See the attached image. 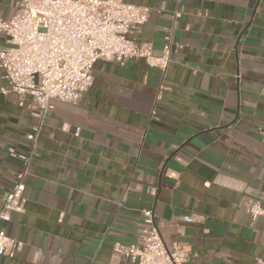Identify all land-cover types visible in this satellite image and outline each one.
<instances>
[{
  "label": "crops",
  "instance_id": "0c3cea01",
  "mask_svg": "<svg viewBox=\"0 0 264 264\" xmlns=\"http://www.w3.org/2000/svg\"><path fill=\"white\" fill-rule=\"evenodd\" d=\"M125 1L149 9L136 41L180 44L164 70L97 60L78 104L52 101L33 150L38 119L0 92V206L22 167L8 149L31 153L23 210L0 219L23 246L0 264H106L144 210L185 264L264 258V219L246 209L264 204V0ZM17 7L0 0V17Z\"/></svg>",
  "mask_w": 264,
  "mask_h": 264
},
{
  "label": "built area",
  "instance_id": "2783aa9c",
  "mask_svg": "<svg viewBox=\"0 0 264 264\" xmlns=\"http://www.w3.org/2000/svg\"><path fill=\"white\" fill-rule=\"evenodd\" d=\"M148 11L146 6L125 0H18L10 19L0 17V69L7 81L0 92H14L17 104L26 106L38 119L27 135L32 150L52 101L78 104L92 85V67L97 60L123 64L142 58L161 70L167 67L171 52L180 48L170 35L159 54L153 52L149 41L131 36L147 21ZM8 153L19 158L22 167L2 195L1 220H9L11 211L23 210L24 179L31 157V153L17 154L13 149ZM246 209L252 221L264 219L260 201H250ZM143 216L146 227L137 242L115 243L106 264H185L186 251L180 246L166 247L153 212L144 210ZM22 246V240L0 231V257L13 258ZM249 264H264V258L254 257Z\"/></svg>",
  "mask_w": 264,
  "mask_h": 264
}]
</instances>
